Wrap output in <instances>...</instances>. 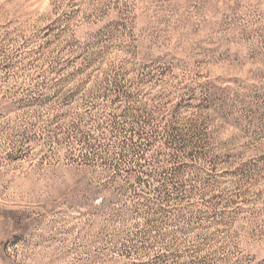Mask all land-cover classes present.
Returning a JSON list of instances; mask_svg holds the SVG:
<instances>
[{
	"label": "rangeland",
	"instance_id": "1",
	"mask_svg": "<svg viewBox=\"0 0 264 264\" xmlns=\"http://www.w3.org/2000/svg\"><path fill=\"white\" fill-rule=\"evenodd\" d=\"M0 264H264V0H0Z\"/></svg>",
	"mask_w": 264,
	"mask_h": 264
}]
</instances>
